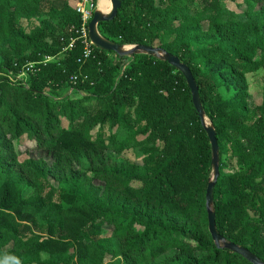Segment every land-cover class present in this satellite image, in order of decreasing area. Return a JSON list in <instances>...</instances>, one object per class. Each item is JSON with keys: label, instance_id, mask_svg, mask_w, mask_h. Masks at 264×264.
<instances>
[{"label": "trees", "instance_id": "obj_1", "mask_svg": "<svg viewBox=\"0 0 264 264\" xmlns=\"http://www.w3.org/2000/svg\"><path fill=\"white\" fill-rule=\"evenodd\" d=\"M77 1L0 0V264H249L207 232L212 156L184 78L85 46ZM118 2L98 34L187 66L217 146L215 231L264 264V96L241 81L264 70V0ZM24 140L50 161L20 158Z\"/></svg>", "mask_w": 264, "mask_h": 264}, {"label": "water", "instance_id": "obj_2", "mask_svg": "<svg viewBox=\"0 0 264 264\" xmlns=\"http://www.w3.org/2000/svg\"><path fill=\"white\" fill-rule=\"evenodd\" d=\"M109 3H110V10L107 15L102 16L98 12L94 11L91 14L89 21L86 24L87 38L90 42V45H92L96 49L112 52L116 54L118 57H129L131 54H136L139 52H142L148 56L155 57L157 53H160L162 54V60L165 61L169 66L173 67L177 72L181 74V76L184 78L186 87L188 88L193 109L195 110L197 117L199 118V122L204 129L206 138L208 139V144L210 146V151H211V156H212V159H211L212 182H209L206 185L205 192H204V209L206 212L207 232L216 247H219V244H222V247L224 249L229 250L234 254H237L238 256L243 258L245 261H247L249 264H263L253 254L247 251L245 248L239 247L230 242H223L222 238L219 237L215 231L213 212L210 207H211V202H212V187L217 177V167H216L217 146H216L214 131L212 127L205 126L204 124V121H203L204 117H203L201 107H200V102L198 99L197 87L190 74L189 69L187 68L186 65L181 63L177 57L164 53L159 47L136 45V46H132L130 49L126 51H121V46L115 43L108 42L104 40L103 38H101V36L98 34L96 30L97 24L102 21L111 20L115 16V13L119 7L118 0H109Z\"/></svg>", "mask_w": 264, "mask_h": 264}, {"label": "rangeland", "instance_id": "obj_3", "mask_svg": "<svg viewBox=\"0 0 264 264\" xmlns=\"http://www.w3.org/2000/svg\"><path fill=\"white\" fill-rule=\"evenodd\" d=\"M95 3H96V5L94 4L91 14L94 11L97 12V2L95 1ZM73 4L74 3H71V5H73ZM108 6L109 7H107L106 9L100 11V13L98 11V13L102 16L107 15L109 10H110V3ZM257 7L258 6L256 5L255 6L256 10H257ZM226 8L234 11L235 13H242L245 10L243 5H240V6L236 5L235 6L232 3L226 4ZM90 17H91V15H90ZM90 17H89V19H90ZM201 27H202L203 31L206 30V24L205 23H201ZM154 46L157 47V45H154ZM131 47L132 46H121V51H126V50L130 49ZM155 58L162 59V54L157 53V55H155ZM48 60H51V59H48ZM263 76H264V70H258L256 72L244 75L242 80H241L243 82V85H244V88H245L247 95H249V97L251 98V102L255 107H259L261 105L262 99L264 96V80H263L264 78H263ZM16 78H19V79L24 78V73L18 74L16 76ZM70 92H71V90L67 89V88L57 90L55 92H48L45 90V93L52 98H58V97H61L63 95L69 94ZM217 92L221 96H229L230 94L235 92V89L233 87H232V89H230V88L225 89V87L220 85V86H217ZM208 126H211L209 124V122H208ZM17 149L19 150L20 158H30V159H34V160L42 159V160H45L46 162L50 161L49 157H47L42 150L36 149L32 142H28V141L24 140L23 143L17 147ZM47 180H48V182L52 188L57 187V183L54 180H52L50 177H47ZM105 229L109 230L110 228L105 227ZM7 249H8V247H7ZM173 253H175V252L169 251V252L165 253L162 257H160L159 260H162L163 258L169 257ZM118 259L120 260V263H121V259L120 258H118ZM110 262H112L110 264H116V262H114V260H111ZM120 263H117V264H120Z\"/></svg>", "mask_w": 264, "mask_h": 264}, {"label": "built area", "instance_id": "obj_4", "mask_svg": "<svg viewBox=\"0 0 264 264\" xmlns=\"http://www.w3.org/2000/svg\"><path fill=\"white\" fill-rule=\"evenodd\" d=\"M73 3L74 4L71 5L72 9L74 10V12L76 14H78L80 16V20H81L79 37H80V39H82V42L85 44V46H86V44L90 45V42L87 38V31L85 29V25L89 21V17L91 15V12L93 9L92 3L90 0H79V1L73 2ZM86 53H87V51H86Z\"/></svg>", "mask_w": 264, "mask_h": 264}, {"label": "bare ground", "instance_id": "obj_5", "mask_svg": "<svg viewBox=\"0 0 264 264\" xmlns=\"http://www.w3.org/2000/svg\"><path fill=\"white\" fill-rule=\"evenodd\" d=\"M108 5H109L108 0H98L97 1V12L99 11V13H100V11L109 7ZM203 121H204L205 126H208L209 121L207 122L206 118H203Z\"/></svg>", "mask_w": 264, "mask_h": 264}, {"label": "clouds", "instance_id": "obj_6", "mask_svg": "<svg viewBox=\"0 0 264 264\" xmlns=\"http://www.w3.org/2000/svg\"><path fill=\"white\" fill-rule=\"evenodd\" d=\"M15 264H20V261H19V260H16V261H15Z\"/></svg>", "mask_w": 264, "mask_h": 264}]
</instances>
